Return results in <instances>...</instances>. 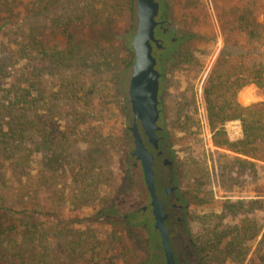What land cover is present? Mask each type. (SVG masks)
Instances as JSON below:
<instances>
[{
	"label": "rangeland",
	"instance_id": "rangeland-1",
	"mask_svg": "<svg viewBox=\"0 0 264 264\" xmlns=\"http://www.w3.org/2000/svg\"><path fill=\"white\" fill-rule=\"evenodd\" d=\"M155 1L165 3L173 29L190 36L177 51L169 39L164 42L170 53L176 52L166 62L158 91V148L176 153V174L189 205L185 218L171 223L175 259L178 264H238L204 246L212 231L240 227L250 220L259 233L253 241L243 243L246 255L241 264H260L264 247L258 242L264 233V209L249 203L264 192V167L226 182L217 179L223 161L216 160L215 151L223 150L213 146L212 139L218 138L214 134L222 128L225 141L237 142L242 138L240 122L226 121L211 133L205 121L207 78L211 72L226 74L232 65L217 64L224 47L218 18H228L222 10L229 0H216L218 9L215 0ZM134 3L0 0V25L4 24L0 28V63L9 66L0 73L4 89L20 74L26 75L31 66L40 69L35 73L40 80L38 92L46 99L60 93V80L93 82L98 88L96 95L76 103L63 97L65 90L61 92L58 96L62 98L58 97L51 112L57 127L54 146L36 139L33 153L27 152V167L17 174L21 187L13 184L14 178L2 184L11 202L29 206L32 201L40 212V222H53V248L61 259L58 264H165L150 210L140 211L149 208L141 169L136 166L129 175L124 165L126 154L133 150L127 95L131 68L122 82L127 110L111 79L113 72H109L114 68L111 60L126 58L122 46L130 45L137 26ZM259 20L264 24V15ZM72 45L81 48V62L69 61ZM57 60L63 63L57 66ZM226 101L230 94L223 90L217 103L221 106ZM236 101L242 106L263 102L264 92L248 85L238 92ZM45 109L41 107V111ZM32 146L28 141L23 148ZM55 148L56 163L46 168L49 149ZM161 175V186L170 187L167 175ZM117 197L118 211L111 220L91 221L99 208H107ZM124 214L128 217L121 221Z\"/></svg>",
	"mask_w": 264,
	"mask_h": 264
},
{
	"label": "trees",
	"instance_id": "trees-1",
	"mask_svg": "<svg viewBox=\"0 0 264 264\" xmlns=\"http://www.w3.org/2000/svg\"><path fill=\"white\" fill-rule=\"evenodd\" d=\"M39 1L41 0H37ZM215 5L218 9L216 0ZM226 6L222 11H226L228 18L222 15L218 18L224 47L217 58V64L232 65L224 75L211 72L203 93L205 121L211 133L226 121L240 122L242 138L237 142L225 141L222 128L214 134L218 138L212 139L213 146L223 150L215 151L216 160L223 161L219 165L220 172L217 176L223 182L244 175L245 171L252 173L256 168L264 167V101L249 106H242L236 101L238 92L248 85H255L264 92V24L259 20L264 15V0H229ZM122 47L126 58H119L116 62L111 60L114 68H109V72H113L111 79L117 94L123 100L122 106L127 110L122 82L127 70L133 65L134 55L130 45ZM80 49L74 45L70 47L69 61H82V58L79 59ZM156 57L163 58L164 55L156 52ZM61 63L62 60L56 61L57 66ZM107 66L110 64L107 63ZM8 67L0 63V73L7 72ZM38 71L40 69L37 66H31L26 75L20 74L19 79H14L7 89L0 83V264H58L57 261L61 260L53 248V222H40V212L32 201L29 206L22 205L19 201L11 202L10 196L3 191L2 184L14 178L16 182L13 184L21 187V179L17 174L27 167V152L33 153L36 139L40 138L44 144L54 146L53 133H57V127L52 122L51 112L56 101L62 98L58 96L61 92L65 90L63 97L76 103V100L87 101L88 97L97 94L98 89L93 82L66 83L67 81L60 80V93L46 99L38 92L40 80L35 74ZM223 90L230 94V101L220 106L217 103L218 94ZM42 106L46 107L44 111H41ZM28 141L33 145L30 150L23 148ZM55 149H49L51 155L46 168L56 163L58 149ZM124 165L127 173L136 169L128 154ZM256 197L257 201L250 202V206L258 204L264 209V192ZM258 233L252 221L244 220L240 227L234 225L212 231L204 248L223 253L233 262L241 264L246 255L243 243L253 241ZM60 234L64 235V230ZM258 243L264 247V233ZM67 255L62 256V259L66 260ZM262 260L260 264H264V258Z\"/></svg>",
	"mask_w": 264,
	"mask_h": 264
},
{
	"label": "water",
	"instance_id": "water-1",
	"mask_svg": "<svg viewBox=\"0 0 264 264\" xmlns=\"http://www.w3.org/2000/svg\"><path fill=\"white\" fill-rule=\"evenodd\" d=\"M135 6L137 26L130 43L134 62L127 91L132 114V123L128 131L133 142V150L129 155L141 168L143 182L150 198L153 228L159 234L165 264H176L165 226L167 214L155 192L153 154L150 151L151 145H157L156 132L159 131L156 123L159 118L158 91L161 75L155 69L156 59L153 56V49L160 50L162 47L154 35L158 25L155 19L159 4L155 0H135ZM173 61L174 59H171L169 65ZM90 219L86 218L87 221Z\"/></svg>",
	"mask_w": 264,
	"mask_h": 264
},
{
	"label": "flooded vegetation",
	"instance_id": "flooded-vegetation-1",
	"mask_svg": "<svg viewBox=\"0 0 264 264\" xmlns=\"http://www.w3.org/2000/svg\"><path fill=\"white\" fill-rule=\"evenodd\" d=\"M165 3L162 2L159 4L158 8V14L155 19L157 22V27L155 28V38L161 43V49L157 51L156 48L153 49V56L156 59V66L155 69L160 73L159 78V84L160 81L164 78V71L166 67L167 60L178 50V47L185 43V39H188V35H181L180 32L176 29H173V26L170 24L169 14L166 11ZM169 39V42L172 45H176L177 49L174 52L169 51L168 48L164 47V42H166ZM156 52H161L164 57L163 58H157ZM159 103V102H158ZM160 119V112H159V118ZM157 121V122H158ZM157 137V136H156ZM159 139V138H158ZM158 142V141H157ZM150 151L153 154V171H154V183H155V192L157 198L160 200V202L163 205L164 212L167 214V219L165 221V226L169 233V241L171 244V223L173 222V219L177 223L181 222L183 218L188 214L189 211V205L185 203V196L181 192L180 183H179V177L176 174V153L167 151L166 153L158 148V143L156 146H150ZM130 157V155L128 154ZM170 156L171 160H167L166 157ZM130 159L134 160L130 157ZM166 162V163H165ZM159 163L162 166L161 172L159 170ZM165 163V164H164ZM136 164V165H135ZM134 166H139V163H136L134 160ZM166 166V167H164ZM141 169V168H140ZM128 174L131 175V171H128ZM166 174L168 177V184L170 187L165 188L161 186V179L162 175ZM129 175L126 178V181H128V185L131 184ZM130 182V183H129ZM146 189V188H145ZM167 190V193H166ZM125 192V191H124ZM148 194V193H147ZM149 197V195H148ZM120 197L115 198V200L112 202L111 205H109L107 208H99L98 212L94 213V217H92L91 221L99 220V219H105V220H111V216L114 213H117V204ZM150 210L152 219V210L150 207V198H149V208L144 206L140 209L141 212H147V210ZM128 214H124L121 218V221H124L127 219ZM154 222V219H153ZM154 224V223H153ZM154 229V228H153ZM155 231V230H154ZM159 237V234L157 231H155ZM172 247V246H171ZM173 251V249H172ZM174 260L175 263H177L175 259V253L173 251ZM164 257V256H163ZM165 262V260H164Z\"/></svg>",
	"mask_w": 264,
	"mask_h": 264
}]
</instances>
